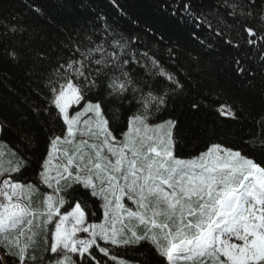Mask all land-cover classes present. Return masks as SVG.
<instances>
[{"label": "snow or ice", "instance_id": "snow-or-ice-1", "mask_svg": "<svg viewBox=\"0 0 264 264\" xmlns=\"http://www.w3.org/2000/svg\"><path fill=\"white\" fill-rule=\"evenodd\" d=\"M192 7L184 3L171 14L192 16L199 26L204 21ZM219 9L224 29L235 32L224 43L246 45L264 65V0H221ZM207 27L212 30L210 22ZM102 28L93 33L98 42L89 38L86 51L75 49L79 59L33 69L46 93L43 111L66 131L49 138L36 185L16 179L26 164L0 171L8 173L0 180V264H126L113 249L145 243L155 264H264V166L220 143L179 158L177 121L152 120L185 91L180 74L137 52L138 37L117 39L112 26ZM224 29L215 35L223 38ZM26 34L19 15L0 25V37L23 40ZM133 65L144 76L129 71ZM236 70L247 71L239 59ZM125 106L118 139L110 116ZM216 111L236 117L228 105ZM78 134L88 139L76 140ZM41 186L50 190L43 211L20 202L25 189L31 194ZM37 230L46 242L40 255Z\"/></svg>", "mask_w": 264, "mask_h": 264}, {"label": "trees", "instance_id": "trees-1", "mask_svg": "<svg viewBox=\"0 0 264 264\" xmlns=\"http://www.w3.org/2000/svg\"><path fill=\"white\" fill-rule=\"evenodd\" d=\"M184 3H191L193 15L204 22L198 26L192 16L171 14L175 8L182 9ZM220 3L221 0H0V25L10 24L19 15L27 29L23 40L0 37V138L17 151L20 164H26L16 179L37 183L49 138L66 131L43 111L42 97L46 93L33 69H48L57 61L79 59L75 49L86 51L92 46L89 38L98 42L100 36L93 33H101L105 23L112 26L117 39L138 37L139 42L133 45L137 52H147L168 71L180 74L185 91L173 97L152 120L177 121V156L193 157L206 145L220 143L264 166V65L259 54L249 52L246 45L235 48L224 43L235 32L224 29ZM32 8L39 11L33 12ZM209 22L212 30L207 27ZM218 29H224L223 38L215 35ZM13 51L15 58L10 55ZM237 59L247 69L243 75L237 73ZM129 71L144 76L135 65ZM193 103L200 105L198 110L192 109ZM222 104L230 106L236 117H221L216 110ZM125 112L127 106L110 116L117 135L126 128ZM142 229L143 226L137 228L138 232ZM113 253L141 264L142 258L149 264H155L157 259L147 243L114 248Z\"/></svg>", "mask_w": 264, "mask_h": 264}, {"label": "rangeland", "instance_id": "rangeland-1", "mask_svg": "<svg viewBox=\"0 0 264 264\" xmlns=\"http://www.w3.org/2000/svg\"><path fill=\"white\" fill-rule=\"evenodd\" d=\"M159 123H161V122H159ZM114 134L117 136L118 139H122L121 135H117L115 132H114ZM81 139H88V137H82L78 134L76 137V140H81ZM91 142H94V141L89 139V143H91ZM64 147H70V146L65 145ZM179 158L188 159L191 157H186V158L185 157H179ZM20 160H21V158H20L19 154L17 153V151L11 145L4 142L0 138V171L9 169L10 166H16V165L20 164ZM53 163L55 164V163H57V161L53 160ZM3 178H8L7 172H4V175L0 176V180H2ZM19 182L24 183V184H28V183L23 182V181H19ZM30 183L33 185L37 184V183H33V182H30ZM49 191L50 190L41 186L39 191L34 190L31 194H29L28 190L25 189V194L20 197V202L22 204H27L30 208H32L36 211H43L44 210L43 209V203H42L43 195L45 192H49ZM126 203H127V201H126ZM139 227L140 226H138V228ZM21 239L23 240L24 238L22 237ZM45 246H46V242L44 239L43 231L37 230V237L34 241V247H35L36 254L40 255L43 252ZM0 252H1V254H3V250H0ZM124 260L126 261V264H141L140 262L135 261V260H126V259H124Z\"/></svg>", "mask_w": 264, "mask_h": 264}]
</instances>
